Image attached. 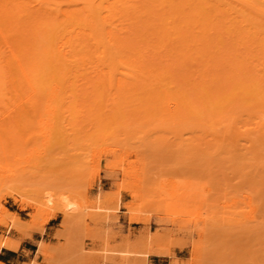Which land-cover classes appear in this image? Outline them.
<instances>
[{
    "label": "rangeland",
    "instance_id": "obj_1",
    "mask_svg": "<svg viewBox=\"0 0 264 264\" xmlns=\"http://www.w3.org/2000/svg\"><path fill=\"white\" fill-rule=\"evenodd\" d=\"M243 1L264 13V0ZM222 2L224 9L232 8ZM236 8L227 20L236 16L264 34V21ZM91 41L82 46L86 59L94 52ZM220 44L214 53L222 63L236 52L231 44ZM165 50L160 53L172 54ZM117 51L113 64L106 58L102 65L52 63L44 72L41 98L19 80L15 91H5L0 104V241L9 238L18 247L22 240L32 241L25 264H147L150 257L163 258L165 264H264L263 109L257 111L250 101L243 106L231 101L195 115L192 110L186 117L164 115L163 92L175 102H201L187 93L190 86L178 82L183 71L192 72L185 75L192 81L198 78L199 63L193 60L191 70H183L171 55L158 57L170 56L172 61L165 60L169 66L148 50L142 54L152 66L134 65L137 54ZM220 64L216 69L223 68ZM250 64L260 69L251 66V74L264 76V59ZM138 67L154 72L143 75ZM173 67L182 71L177 74L180 69ZM229 76L214 85L220 93L228 90ZM115 80L128 89L118 108L114 99L120 93L111 89ZM82 91L101 95L99 105L85 100ZM47 106L54 111L46 112ZM52 224L54 231L45 234ZM40 243L44 256L38 252Z\"/></svg>",
    "mask_w": 264,
    "mask_h": 264
},
{
    "label": "bare ground",
    "instance_id": "obj_2",
    "mask_svg": "<svg viewBox=\"0 0 264 264\" xmlns=\"http://www.w3.org/2000/svg\"><path fill=\"white\" fill-rule=\"evenodd\" d=\"M32 1L1 0L3 4L1 3L0 5V37L4 49L0 51V104L8 88L13 91L16 90L18 80L22 81L23 85L31 93L41 98L40 91L44 72L46 68L52 67V63L69 65L78 62L82 65H92L93 63L102 65L104 62H101L102 58H106L107 62L113 64V57L115 59V56L118 54L116 51L119 50L120 53V50L125 51L126 49L128 53L134 52L133 55L137 54L135 56L139 59H135V62L133 59L134 63L137 61L139 64L131 63L149 66L148 63H151V59L147 56L146 59L149 60L147 61L145 59L146 54L144 53L150 50L149 55L151 54L153 58L159 59L158 57L168 56V51L166 54L160 52L164 51L165 53L167 50L165 48H169L172 54H174L172 51L176 50L175 56L169 55L173 58L175 57L172 60L181 64L183 70L185 67L189 69L190 67L192 68L193 64L199 63L197 66H200V69L195 65L199 69V71L197 69V74L199 72L198 78L195 77L197 74L193 71L195 76L192 75L191 77H195V80L192 81L193 78L188 79L187 77H190L191 71H188V74H186L187 71H183L187 76H183L181 72L178 82L180 84L182 81L181 84L184 82L187 87L190 86L191 89H188L189 92L187 91V93L192 92L194 97L197 96L201 99V102L194 101L188 103L183 98H177L176 103L174 99L172 100L169 97L168 91L163 92L165 101L161 105L162 114L170 117H186L192 110L197 111L194 112L195 115V113L201 112L207 106L224 107L231 101H235L237 105L241 104L240 106H243L242 103L250 101L249 104L253 103V107H256L257 111H260L257 108H261L263 110L260 113L262 112V115L264 113V94L262 97L260 96L264 89L260 88V84L264 81V76L256 77L251 74L253 73L250 72L253 65H248L249 61L251 63L264 59V34L249 27L250 23H247L246 20L236 21V16L231 20H227L228 17L236 14L233 10L239 7L242 13L243 11H248L243 14L248 16L250 13V18L256 16L260 19L256 21L262 24L264 13L258 11L254 7L256 5L254 3H246L243 0H225L230 5L229 7L232 6V8L227 7V9H224L222 7L223 2L221 3L222 0H36L37 5L30 6L29 3ZM64 2H67V5H62ZM69 2L72 4L69 5ZM226 3L225 5H227ZM256 7L259 6L257 5ZM115 21L117 25H114ZM248 22L251 21L249 20ZM118 26L120 28H117ZM240 27H243L245 30H242ZM117 32L119 35H117ZM88 39L92 40L91 43L94 44L95 48L93 54L90 55L91 57L86 59L85 53L87 49L82 46L87 43L86 40ZM55 40L59 41L55 44ZM232 40L235 41L232 43ZM219 43H221V48L222 46L224 48V44H231L235 48L234 52L236 54L231 52L226 45V49L235 55V57L232 55L234 61H231L232 56L231 58H223V60L229 59L231 61L229 66L226 64L228 63L226 61L229 60L222 61V63L221 61L217 62L219 60L217 57L215 60L214 50ZM143 45L146 47H143ZM144 49L147 51H144ZM142 51H144L143 54L145 56H143ZM105 54L106 56H104ZM158 54H162L163 56ZM171 57H166L165 60L172 61ZM109 58L111 59L109 60ZM141 58H144L143 61L146 65L140 62ZM153 58L152 60H154ZM159 60L161 63L164 58L163 60ZM164 61L162 64L166 63L170 66V62L165 61L164 63ZM224 62L226 67L223 65ZM220 63L224 69H216ZM161 65L159 66L161 67ZM150 66L152 65L150 64ZM209 66H212L213 74H209L207 71ZM178 67H173V69ZM195 67L192 70H196ZM256 67L257 65L254 68L257 69ZM142 68L145 69L147 67H138L136 71L142 72L143 75L154 72L152 70L144 71ZM169 69L171 72L174 71L172 68ZM178 69L180 70L175 69L177 74L182 71V68ZM257 70L256 72L260 69ZM263 70L264 67L260 71L262 74L264 73ZM167 71L166 74L169 73V78H171L170 76L173 74L169 70ZM175 71L173 72L175 74L173 76L176 78ZM228 73H230V76L227 78V81L229 80V88L220 93V89L218 87L217 89L219 90L215 89L214 85L219 84L221 77L226 76ZM99 74L104 76L103 80H106V76L103 73L99 72ZM208 76H211V78L208 79ZM151 77L152 75H149V77L143 80L150 79ZM131 78L135 80V77ZM136 80L133 82L137 85L139 80ZM207 80H209V83H207ZM185 85H183L184 90L187 89H185ZM126 86L124 82H119L118 80H115L111 84V89H115V91H119L120 93L114 99L117 105L116 108L121 104L118 103V99L122 98V101L126 99L123 96L125 92H122L128 90ZM214 90L217 91L214 93ZM91 93L82 91L85 100L99 105L101 95ZM49 101L50 99H48ZM197 103H199V107ZM249 106L251 107V105ZM88 110L89 112L91 111V109ZM50 111L53 112L54 110H51L47 106L46 112L49 113ZM141 112L143 113L145 110ZM45 136L46 138L48 137L47 135ZM249 218L251 219L252 216ZM38 247V252L44 256L46 251L45 245L40 243ZM17 248L18 243L15 240L5 238L0 241V250L6 249L15 252Z\"/></svg>",
    "mask_w": 264,
    "mask_h": 264
},
{
    "label": "crops",
    "instance_id": "obj_3",
    "mask_svg": "<svg viewBox=\"0 0 264 264\" xmlns=\"http://www.w3.org/2000/svg\"><path fill=\"white\" fill-rule=\"evenodd\" d=\"M54 231L52 224L48 225L45 229V234ZM34 246V243L30 240H22L19 244L18 249L14 252L11 250L1 249L0 250V263L3 264H25L26 260H22L26 257V253L29 252L28 247ZM166 260L160 257H150L147 259V264H165Z\"/></svg>",
    "mask_w": 264,
    "mask_h": 264
}]
</instances>
